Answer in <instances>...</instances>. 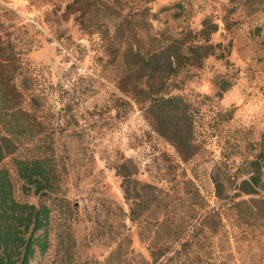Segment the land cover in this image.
<instances>
[{"label": "rangeland", "instance_id": "1", "mask_svg": "<svg viewBox=\"0 0 264 264\" xmlns=\"http://www.w3.org/2000/svg\"><path fill=\"white\" fill-rule=\"evenodd\" d=\"M80 1L0 0L23 106L43 122L0 167L16 200L39 204L13 158L45 157L60 198L49 249L30 264H264V187L239 190L264 154V0H153L144 18V0H120L137 44H102L82 29ZM204 20L218 26L212 55L167 81L194 114L193 154L183 161L132 94L125 49L150 55L189 34L183 46L201 44Z\"/></svg>", "mask_w": 264, "mask_h": 264}, {"label": "trees", "instance_id": "2", "mask_svg": "<svg viewBox=\"0 0 264 264\" xmlns=\"http://www.w3.org/2000/svg\"><path fill=\"white\" fill-rule=\"evenodd\" d=\"M111 1V6L91 0L80 1L76 7V21L88 33H98L102 44H137L136 32L123 25L130 22L120 13L124 3ZM151 1L144 0L140 10L143 18L148 10L147 2ZM217 29L216 24L204 20L198 34L203 40L201 44L183 46L191 44L187 41L194 37L189 34L185 38L172 39L160 52L150 55H144L137 47L125 49L129 62L128 76L134 78L132 94L146 105L145 113L152 129L173 145L183 161L193 154L194 114L181 96L167 91V81L181 66H200L204 57L212 55L213 46L209 40ZM6 34L0 22V163L43 132V122L23 106V94L16 83L18 58L13 51V42L10 38L5 39ZM227 87V82H220L222 91ZM259 156L250 163L252 174L241 182L239 190L244 194H256L257 187H264V154L260 152ZM13 164L24 182L23 191L28 192L32 188L41 202L34 204L16 200L9 171L0 167V264H30L37 253L41 255L49 249L52 207L60 205V198L56 194L55 170L45 157L13 158ZM121 177L127 197L130 178L123 174ZM258 209L264 217V200L260 201Z\"/></svg>", "mask_w": 264, "mask_h": 264}]
</instances>
